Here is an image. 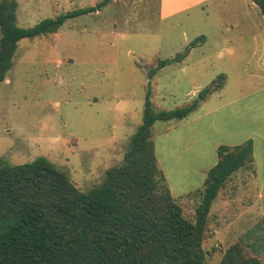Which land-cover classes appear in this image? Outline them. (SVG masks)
I'll list each match as a JSON object with an SVG mask.
<instances>
[{
    "label": "rangeland",
    "instance_id": "rangeland-1",
    "mask_svg": "<svg viewBox=\"0 0 264 264\" xmlns=\"http://www.w3.org/2000/svg\"><path fill=\"white\" fill-rule=\"evenodd\" d=\"M102 1L16 0V23L32 27ZM193 24L181 18L162 20L156 0H108L96 12L67 19L54 34L21 39L13 65L0 82V161L21 165L44 157L76 188L87 191L102 182L107 170L122 163L142 122L148 89L155 110H172L192 101L225 73L224 88L186 118L152 127L155 158L170 194L182 203L185 218L194 221L197 196L191 195L202 188L196 168L212 158L208 146L197 151L192 142L204 134L205 143L213 139L237 143L233 134L247 128L233 101L256 89L259 82L239 80L234 65H227L220 55L214 35L208 44L191 49L182 61L149 78L157 61L183 53L190 40L201 35V26ZM214 105L221 106L214 116L218 134L209 131L204 117ZM239 182L235 177L227 182L225 204L211 206L203 244L211 264L239 240L252 244L253 254L264 260L257 220V215L264 216V194L238 190ZM243 211L250 216L238 217ZM223 227L226 233L214 234Z\"/></svg>",
    "mask_w": 264,
    "mask_h": 264
},
{
    "label": "trees",
    "instance_id": "trees-1",
    "mask_svg": "<svg viewBox=\"0 0 264 264\" xmlns=\"http://www.w3.org/2000/svg\"><path fill=\"white\" fill-rule=\"evenodd\" d=\"M255 1L264 13L262 0ZM107 2L23 28L16 23V0H1L0 82L13 65L21 39L54 34L67 19L96 12ZM203 40L198 36L183 53L157 61L148 77L182 61ZM224 84L220 74L186 105L158 111L148 89L142 122L122 163L87 191L76 188L44 157L21 165L0 161V264H211L203 247L211 205L230 176L251 165L252 141L217 148V163L207 171L202 188L191 195L197 196V203L195 220L190 221L182 203L170 194L151 135L154 123L186 118ZM260 228L264 254V217ZM254 251L252 244L239 240L215 264H264Z\"/></svg>",
    "mask_w": 264,
    "mask_h": 264
},
{
    "label": "crops",
    "instance_id": "crops-1",
    "mask_svg": "<svg viewBox=\"0 0 264 264\" xmlns=\"http://www.w3.org/2000/svg\"><path fill=\"white\" fill-rule=\"evenodd\" d=\"M156 1L162 20L181 18L182 22L187 25H194L193 23L196 24L198 22L203 29L200 31L201 35L199 36H203L204 40L195 48H201L212 40L213 35L216 36L218 41L214 42L215 46L222 52L220 55L226 60V64L234 65V68H236L235 73L239 80L242 82H257V84L259 82L256 89L249 94L243 93L233 101L236 105V113L240 114L247 128L240 129L236 134H233L239 139L237 143H222L215 139L210 143H205L208 141L206 136L202 134V136L192 142V145H197V151L200 146L201 148L208 146L210 149V158L212 159L208 165L196 168L201 176L202 186L207 171L217 163V148L219 146L229 144L226 146L234 147L251 140L253 157L251 165L233 173L227 182L235 177V181H240L239 183H241V185L236 187L238 190H244L247 193L255 192L257 195L261 194L262 196L264 194V13L255 0ZM262 2L264 3V0ZM222 74L225 76L226 84L228 76L225 73ZM225 84L221 89L224 88ZM221 89L211 94L204 102L211 96L213 97L215 93L221 91ZM249 101H251V104H249ZM237 103H239L238 106ZM220 108V105H214L204 113V117L207 116L206 123L209 131L216 134L218 132H216L217 126L215 125L214 116ZM187 147L190 148L189 143ZM226 183L219 190L217 197L213 201L216 206L224 205L226 202V198L223 197ZM232 188H235V186ZM249 205L253 206L254 204L251 203ZM211 211L210 209V213ZM245 216H250L249 211H243V213L238 215L241 218ZM257 216V220L264 217L262 215L260 217L259 215ZM228 224L230 225V223ZM225 231L227 232L226 228L223 227L220 231L215 230L214 234H221ZM234 237H231L230 240H233Z\"/></svg>",
    "mask_w": 264,
    "mask_h": 264
}]
</instances>
